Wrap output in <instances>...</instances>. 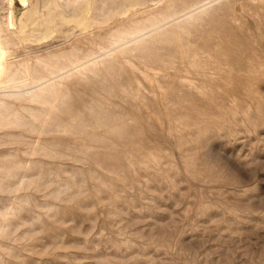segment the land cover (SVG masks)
<instances>
[{"label":"rangeland","instance_id":"374dc122","mask_svg":"<svg viewBox=\"0 0 264 264\" xmlns=\"http://www.w3.org/2000/svg\"><path fill=\"white\" fill-rule=\"evenodd\" d=\"M53 1L0 0V264H264V0L43 38Z\"/></svg>","mask_w":264,"mask_h":264},{"label":"bare ground","instance_id":"6f19581e","mask_svg":"<svg viewBox=\"0 0 264 264\" xmlns=\"http://www.w3.org/2000/svg\"><path fill=\"white\" fill-rule=\"evenodd\" d=\"M8 1H9V5L11 6L13 0H8ZM80 1L82 2V5L80 6V8L73 7V3H77ZM152 1H155V0H110V2H107L106 0H100V2H103L105 5L109 7L106 9V7L103 6L99 9L97 13L95 12L93 13L94 2L92 0H54L53 4L50 7H48L46 11H40V15L38 17L39 19H41L40 22L38 23V25L41 27V29L39 27V29L41 30L40 36L45 38L47 36H50L53 32L64 34V32H69L71 29H77L80 31V33H86L96 24L97 26H102V25L108 24L109 21L114 16L123 17V16L131 15L137 10V7L144 6L148 2H152ZM161 1L163 0H156L155 3H159ZM19 2L22 6L28 5L27 0H19ZM148 4H151V3H148ZM152 4L154 3L152 2ZM196 8H193L185 12L181 16L189 14V12L193 11ZM7 20L8 21L6 22L8 23L5 26V28L0 30V32L2 31L6 35L5 38L0 36V94H5V93H8L9 91L8 88L3 87L5 82L10 81V80L15 81V79L17 78V73L15 72L12 76H9L7 74V70H8L10 63L8 62L9 51L7 49L8 45L5 39L9 35L15 34L17 30V29L15 31L13 30V28L16 26V20L13 17L12 10H10L9 17ZM19 23H20V26L23 28H26L28 26V22H26L25 18L24 20L22 19L19 20ZM158 27H159L158 25L157 26L153 25V28H158ZM140 35H142V29L134 28L130 32H125V33L123 32L119 36L118 39H115L114 37V39L112 40V44L115 45L117 43H120V41L127 42L131 40L132 38L140 36ZM21 40H22V37L16 36L15 38H11L10 40H8V42L10 46H13L17 43V41L21 42ZM99 57H100L99 51L93 52L92 55L88 57L87 61H94L95 59ZM27 75L29 76V74ZM40 84L42 83L40 82L39 85Z\"/></svg>","mask_w":264,"mask_h":264}]
</instances>
